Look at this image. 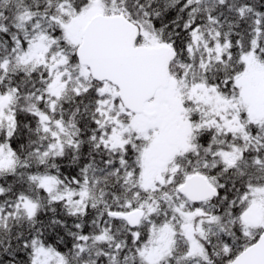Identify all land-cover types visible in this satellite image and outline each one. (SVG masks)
I'll return each instance as SVG.
<instances>
[{"label": "snow or ice", "instance_id": "snow-or-ice-1", "mask_svg": "<svg viewBox=\"0 0 264 264\" xmlns=\"http://www.w3.org/2000/svg\"><path fill=\"white\" fill-rule=\"evenodd\" d=\"M0 264H264V0H0Z\"/></svg>", "mask_w": 264, "mask_h": 264}]
</instances>
